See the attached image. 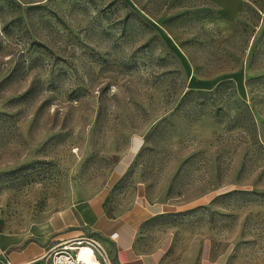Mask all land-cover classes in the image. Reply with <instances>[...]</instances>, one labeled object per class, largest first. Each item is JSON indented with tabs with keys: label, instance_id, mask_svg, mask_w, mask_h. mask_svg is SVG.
Segmentation results:
<instances>
[{
	"label": "rangeland",
	"instance_id": "374dc122",
	"mask_svg": "<svg viewBox=\"0 0 264 264\" xmlns=\"http://www.w3.org/2000/svg\"><path fill=\"white\" fill-rule=\"evenodd\" d=\"M241 4L0 0V233L102 191L264 264V0ZM138 181L166 214L140 215Z\"/></svg>",
	"mask_w": 264,
	"mask_h": 264
},
{
	"label": "crops",
	"instance_id": "0c3cea01",
	"mask_svg": "<svg viewBox=\"0 0 264 264\" xmlns=\"http://www.w3.org/2000/svg\"><path fill=\"white\" fill-rule=\"evenodd\" d=\"M214 1L220 13L230 16L236 14L242 5L241 0ZM120 169L122 167L115 173L116 178L120 176ZM141 184V181L136 182L133 190L140 215L166 214L163 205L149 201L148 191ZM77 195L75 193L76 199ZM106 201V195L101 191L92 198L78 200L53 213L43 224L26 233H0V251L7 253L12 264H43L41 257L54 245L94 232L112 264H229L232 248L228 244L205 238L196 241L191 249L177 244L170 231H157L155 235L148 233L143 219L131 212L123 216L112 212L111 215ZM113 203L110 207L118 209ZM0 264H6L1 257Z\"/></svg>",
	"mask_w": 264,
	"mask_h": 264
},
{
	"label": "built area",
	"instance_id": "2783aa9c",
	"mask_svg": "<svg viewBox=\"0 0 264 264\" xmlns=\"http://www.w3.org/2000/svg\"><path fill=\"white\" fill-rule=\"evenodd\" d=\"M0 257L6 264H12L5 251H0ZM41 260L43 264H112L101 243L84 234L54 245Z\"/></svg>",
	"mask_w": 264,
	"mask_h": 264
},
{
	"label": "bare ground",
	"instance_id": "6f19581e",
	"mask_svg": "<svg viewBox=\"0 0 264 264\" xmlns=\"http://www.w3.org/2000/svg\"><path fill=\"white\" fill-rule=\"evenodd\" d=\"M84 254H82V256H83Z\"/></svg>",
	"mask_w": 264,
	"mask_h": 264
}]
</instances>
